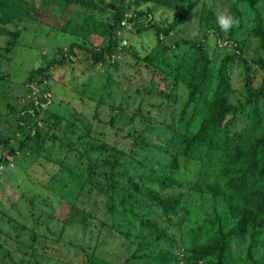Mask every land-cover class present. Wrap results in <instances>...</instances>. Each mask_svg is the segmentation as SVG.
Returning a JSON list of instances; mask_svg holds the SVG:
<instances>
[{
    "label": "trees",
    "instance_id": "1",
    "mask_svg": "<svg viewBox=\"0 0 264 264\" xmlns=\"http://www.w3.org/2000/svg\"><path fill=\"white\" fill-rule=\"evenodd\" d=\"M42 1L61 6L54 12L62 16L81 8L84 16L69 25L54 15L47 23L54 43L28 71L26 92L0 91V166L21 154L53 165L47 180L67 188L70 210L61 222L48 196L28 194L24 219L31 223L14 226L11 217L9 224L28 237L27 245L13 243L0 228L11 240L0 242V264H44V251L56 249L49 243L36 253L33 242L39 236L60 242L58 235L79 214V236L64 246L80 250L78 264H264V0H227L239 24L226 36L216 21L220 10L206 0ZM159 8L171 12L170 20H156ZM36 12L33 0H0V34L7 36L0 60L19 45L28 22L47 25ZM195 13L199 23H213L216 42L206 40L208 32L201 40L170 41ZM143 32L153 35V44L129 43ZM58 33L69 40L59 41ZM122 52L131 55L135 72L115 79L108 67ZM80 64L104 67L98 93H78L96 104L87 124L74 112L51 109L47 96V84L61 77L56 71ZM234 65L240 96L232 84ZM135 77L140 86L122 90ZM188 166L197 169L194 179L181 175ZM105 227L116 233L111 249L100 235Z\"/></svg>",
    "mask_w": 264,
    "mask_h": 264
},
{
    "label": "rangeland",
    "instance_id": "2",
    "mask_svg": "<svg viewBox=\"0 0 264 264\" xmlns=\"http://www.w3.org/2000/svg\"><path fill=\"white\" fill-rule=\"evenodd\" d=\"M99 1V0H97ZM109 2L111 0H104ZM209 5H213L215 9H219L220 12H225L228 14V10L226 7V2L223 0H206ZM35 7H37V12L35 15L37 19L42 20L46 24H53L55 22L54 15L61 16L60 20L63 21L62 17L68 21V23L74 24L80 22L84 16V10L76 9L73 12L65 11L63 16L58 12H54V9H59L62 7L54 6L53 4L46 3L40 0H33ZM155 18L158 21H166L170 20L171 12L166 9L159 8L155 12ZM61 24L63 22H60ZM212 22L207 25L203 23H199L197 13L193 14L189 20L182 26V30L177 33H172L169 37L170 41L176 40L180 36L192 37L195 40H201L202 37L207 33L208 38L207 41H210L211 44H214L216 41L214 39V31ZM48 25V24H47ZM42 25L34 22H28L27 26H29V31H25L21 38L19 45L15 48V50L9 54L6 58H1L0 60V73L6 74L4 79L0 80V91L8 95V91L11 87L13 90H17L21 93L26 92V88L22 85V82L25 80L28 71L33 67L37 66L40 62L39 60L42 58L41 55L45 53L47 47L54 43L52 36L49 35V26L50 25ZM8 29H11V25H7ZM130 25H127L129 28ZM223 35L226 36L227 31H222ZM87 35V33H86ZM91 39H99L98 36L93 35L92 37L89 34ZM59 41L65 42L68 41L69 38L65 35H61L58 33L55 36ZM7 36L0 34V46L5 45V40ZM153 35L150 32H143L139 36H136L134 39L130 40V44H136L139 46L141 43L140 40H152ZM146 44H153L151 41H148ZM222 49L219 51V53ZM254 51V41L250 44L249 48H247L246 53L248 55L253 54ZM4 53H7L5 51ZM117 63L115 67H108L110 69L112 78L118 79V74L126 73V74H134L135 67L133 66V59L130 54L127 52H122L117 55ZM110 62H113L112 59ZM232 70L233 75V86L236 89V93L240 96L242 93V80L238 76L239 68L234 65ZM103 66L98 67L97 69L88 68L83 64L80 66L75 65L74 69H70V67L63 68L60 71H56L55 76L59 80V82H55V84H47L48 92L47 96H50L51 102L49 107L53 110L59 112H74L80 120L86 123L87 117L91 118L94 114V108L96 106L95 102L87 101L85 99H81L78 97V93L82 92L86 96L98 93L99 86L103 82L102 75H100L99 70H103ZM142 75L145 76L146 72L141 69ZM141 80L138 77H135L133 82H123L121 84L122 90L134 91L135 86H140ZM101 87V86H100ZM118 87L121 89L120 85ZM17 93L16 91H13ZM102 95L106 100L110 99L104 90H101ZM18 95V94H17ZM84 95V96H85ZM30 97V96H29ZM184 94L180 98L181 101L184 99ZM121 98L119 97V93L116 97V104H120L119 101ZM25 101V100H23ZM82 111V112H81ZM100 115L102 118L104 116V111H100ZM87 124V123H86ZM242 127V124H238L237 129ZM29 155H18L17 157L11 160V164L8 166H0V213H6L5 217L0 218V228L6 231L8 234H12L14 236L13 243H16L20 247H25L27 245L28 237L24 235L18 229H15L14 226L18 225L19 222H25L26 224L31 223L30 217L25 220L24 214L25 205H26V197L28 194H36L37 196H48L47 200L55 205V217L61 222L68 216V212L70 210V205L66 202V199L70 198V195L66 192L67 188H62L56 186L54 183H51L48 179L50 174H53L56 169L53 165H48L46 163L40 162L34 158L33 160ZM33 157V156H32ZM196 168L193 166H188L185 170L181 172L182 177L188 179H194V174L196 173ZM47 181L46 185H42ZM62 202V203H61ZM60 203V204H59ZM81 206L80 204H78ZM18 212L19 214H17ZM11 217L16 222H12L14 226H10ZM83 215L79 214L75 220V224L73 226L67 225L64 227L62 233L58 235L62 240L60 242H49V240H45L39 236L36 241L33 242L36 246V253L42 252L40 249V245H51V248H55L56 251H44V256L41 258V262L44 264H55L57 258H69L71 262L78 264L80 263L81 257L83 254L77 249L73 252L69 247L64 246L69 244V239L78 238L79 232L76 231V228L79 225V220ZM57 219L55 223L57 224ZM100 225V222L97 220L95 222L94 232L96 227ZM52 227V226H51ZM48 235H52L47 231ZM101 236L105 238L106 246L113 243L114 237L116 233L111 231L109 228L105 227L101 230ZM5 236L0 234V242L4 243ZM17 238V240L15 239ZM7 241H11L7 238ZM110 249L113 245L108 246ZM28 252H32L33 249L30 247H26ZM18 256L15 257L16 260H19L21 254L19 252L15 253ZM54 254H56L57 258H54ZM51 256V257H48ZM122 257V256H121ZM10 260L5 261V264H11Z\"/></svg>",
    "mask_w": 264,
    "mask_h": 264
},
{
    "label": "clouds",
    "instance_id": "3",
    "mask_svg": "<svg viewBox=\"0 0 264 264\" xmlns=\"http://www.w3.org/2000/svg\"><path fill=\"white\" fill-rule=\"evenodd\" d=\"M216 21L222 31H229L239 24V21L236 18L225 12L218 13Z\"/></svg>",
    "mask_w": 264,
    "mask_h": 264
}]
</instances>
